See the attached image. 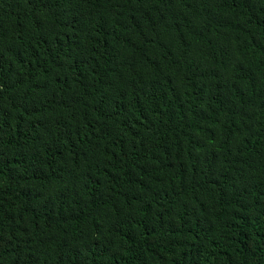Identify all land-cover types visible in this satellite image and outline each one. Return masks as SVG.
<instances>
[{"label": "trees", "instance_id": "obj_1", "mask_svg": "<svg viewBox=\"0 0 264 264\" xmlns=\"http://www.w3.org/2000/svg\"><path fill=\"white\" fill-rule=\"evenodd\" d=\"M0 264H264V0H0Z\"/></svg>", "mask_w": 264, "mask_h": 264}]
</instances>
